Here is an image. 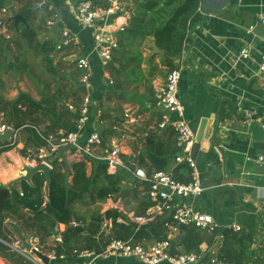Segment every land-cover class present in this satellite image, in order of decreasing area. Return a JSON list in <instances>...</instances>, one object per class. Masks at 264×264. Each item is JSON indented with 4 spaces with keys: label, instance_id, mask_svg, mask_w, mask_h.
Here are the masks:
<instances>
[{
    "label": "crops",
    "instance_id": "crops-1",
    "mask_svg": "<svg viewBox=\"0 0 264 264\" xmlns=\"http://www.w3.org/2000/svg\"><path fill=\"white\" fill-rule=\"evenodd\" d=\"M37 2L39 0H0V6H8L12 12L15 10L14 15L19 13L27 21L16 23L13 19V41L0 37V123L14 125L12 140L16 142L14 148L0 153V184L21 193L23 182L34 183L36 174L30 182L20 180L26 165L35 166L25 161V153L38 147L27 125L32 124L49 135L72 130L77 125L78 114L68 108V103L79 107L88 91L80 82L83 72L76 67L74 58L67 51L57 49L63 28H69L79 36L81 44L76 52L91 54L93 75L89 91L92 116L85 127V135L94 128L98 129L105 146L122 132L126 133L121 168L129 167L133 160L148 172L157 170L151 158L154 152L149 138L160 142L163 157L168 158L167 166L160 170L173 172L179 178L182 170L177 173L174 170L183 163L176 162L179 151L176 130L172 125L161 126L163 107L156 98L166 83L169 67L163 61L164 53L156 50L154 37L142 45L144 60L140 77L130 68L123 72L121 60L112 61L114 69L111 70L109 65L103 66L93 52L92 28L79 23L75 0H51L53 11L45 6L33 9ZM205 5L191 18L183 51L174 59L175 67L183 68L180 97L186 118L196 131L194 153L204 187L202 195L192 202L198 210L212 214L220 223L216 242L212 245L203 242L198 255L206 263L220 258L224 229L238 224L242 228L237 232L253 241V259L264 264V161L258 159L264 156V138L259 123L247 116L252 110L264 114V88L258 74L261 52L264 51V42L260 39L264 34V24L260 22V16L264 15V0H205ZM54 11L60 20L55 26L48 27L46 20ZM251 26L254 29L251 30ZM24 28L28 29V35L23 33ZM244 48L249 49V54L240 56ZM155 52L159 55H154ZM3 56L8 61L3 60ZM19 103L26 109H20ZM128 110L136 117L135 123L125 116ZM103 148L90 161H83L89 174L99 163H104ZM73 165L68 163L57 168L68 174L70 183L74 175ZM131 178L126 183L131 186L123 189L125 184L120 193L100 199L103 209L99 219L75 216L73 210L71 219L80 218L87 224L71 241L73 248L92 246L89 248L101 250L106 246L114 237L113 220L111 237L98 236V232L107 210L116 209L121 213L118 218L123 221L117 220L126 223L131 214L137 213L145 191L144 186L136 181L141 180L139 177L133 173ZM134 182L139 193H123L127 189L133 190ZM91 196L72 206L90 205ZM48 197L46 194V200ZM0 219L1 238H26L39 224L35 213L23 206L3 211ZM55 225L63 234L70 228L69 223L57 222ZM54 228L48 234L44 230L36 234L45 254L55 250ZM162 231L166 233L163 227ZM157 240V237H151L140 241L150 245ZM177 250L185 252L183 246ZM22 260L6 247L0 248V264H27L25 259ZM74 261L83 262L77 258ZM91 264L142 263L132 258L109 257Z\"/></svg>",
    "mask_w": 264,
    "mask_h": 264
},
{
    "label": "built area",
    "instance_id": "built-area-1",
    "mask_svg": "<svg viewBox=\"0 0 264 264\" xmlns=\"http://www.w3.org/2000/svg\"><path fill=\"white\" fill-rule=\"evenodd\" d=\"M76 16L83 27H91L93 34V52H95L103 66H108L113 61L114 53L120 48L119 34L125 31L136 13L137 3L145 0H75ZM47 7L53 11L51 0H39L33 9ZM202 9V3L199 10ZM14 14L5 5L0 6V37L5 41H13L15 31L13 28ZM60 20V16L54 11L52 16L46 20L48 27L55 26ZM260 22L264 24V15L260 16ZM250 29H254L251 26ZM264 42V34L260 36ZM79 36L69 28H63L61 38L57 44L59 51H67L72 56L74 63L83 73L80 82L88 91L82 99L79 107L74 103H68L70 110L78 113L77 125L72 130L60 131L57 134H48L46 142L29 150L24 158L28 164L37 165L44 163L51 170L63 167L68 163L78 161H90L96 152L103 148V162L107 165V170L115 174L122 167V154L124 153L127 134L122 132L113 138L108 145H104L101 132L94 128L85 135V127L92 116V96L90 94V84L93 75V64L91 54H81L76 52L80 48ZM249 54V49L244 48L240 56ZM182 67H175L170 70L165 85L157 93L158 103L163 107L161 126L172 125L177 134L178 153L177 163H186L191 169V178L188 181L180 180L173 172L165 170H155L151 173L139 166L136 161H130L129 167L132 173L141 180L148 183L147 195L152 201V205L146 213H133L129 221L139 228L142 225L153 221H161L167 233V238L158 239L153 244H145L133 238L111 237L112 219L103 216L98 236L111 237L106 246L98 250L96 248H74L71 254L63 252L57 254L54 251L46 253L49 263L65 262L66 264H91L100 258L118 257L137 259L142 264H235L232 261L218 258L215 261L206 263L196 253L180 252L173 241L178 237L186 235L188 228L217 232L220 223L216 218L207 212L198 210L193 200L197 199L204 192L200 170L194 156V147L197 142L196 131L185 115V108L180 97V82L182 78ZM258 74L264 88V51L258 64ZM22 110L26 106L19 103ZM125 116L131 123L137 121L130 110ZM249 120L257 121L262 129L264 138V114L257 110L247 112ZM14 129V125L0 123V131ZM15 131V129H14ZM259 161H264V156H259ZM133 167V168H132ZM24 193L21 192V195ZM118 208V207H115ZM123 221L122 218H118ZM73 228L85 229L87 224L80 218H73L69 222ZM241 226L234 224L226 229L240 231ZM53 235L54 246L64 243V234L55 225ZM0 242L11 252L22 256L26 261L33 264H46L37 253L42 252L41 240L36 234L26 238L18 236H8L1 238ZM27 245L30 248H27ZM44 253V252H42ZM45 254V253H44ZM83 260L82 263L75 262L74 259Z\"/></svg>",
    "mask_w": 264,
    "mask_h": 264
},
{
    "label": "trees",
    "instance_id": "trees-1",
    "mask_svg": "<svg viewBox=\"0 0 264 264\" xmlns=\"http://www.w3.org/2000/svg\"><path fill=\"white\" fill-rule=\"evenodd\" d=\"M200 6L201 0L139 1L129 27L121 33L120 48L114 53L113 61L121 60L122 66H124L123 72L130 68L133 74H139L140 77V67L144 60L142 45L145 40L153 36L154 46L164 52L162 58L165 64L171 69L175 68L174 59L183 51L189 22ZM23 33L28 35V29L24 28ZM120 49L126 53L124 54ZM154 55H159V53L155 52ZM113 66L114 63L112 62L108 67L113 70ZM26 127L31 132L35 144L40 146L46 142L47 133L42 132L32 124ZM15 145V140L0 143V153L14 148ZM149 145L154 152L151 156L153 164L157 170L164 169L168 164V158L163 157V145L151 138H149ZM178 170L183 172L179 177L180 180L188 181L190 179L191 169L186 163L174 171L177 173ZM73 171V180L70 183L67 173L59 172L57 168L52 170L48 200H46L45 193L46 179L43 174H36L33 184L23 182V195L16 189H10L0 184V214L3 211L18 208V206L29 208L35 213L36 219L39 221V224L36 225L39 226L38 230H44L48 234L57 222H70L74 214L73 203L83 200L88 195H93L94 192L99 199H106L118 194L122 191L123 186L131 181L133 174L130 167L121 168L117 173L111 174L108 172L105 163H99L96 169L89 174L87 165L83 161L75 162ZM136 181L144 186L145 194L137 210L138 214H143L152 205V201L147 195L148 183L144 180ZM100 182H103L102 185L98 189L95 188ZM137 188L134 182V189L124 190L123 193L134 191L137 195L139 193ZM44 212H47L48 215H44ZM120 214L116 209L106 211V217L113 220V228L116 229L114 237L133 238L136 241L151 237L167 238V234L162 231L161 221H153L136 228L133 222H119L117 218ZM82 231V228H68L64 234V243L55 247V252L57 254L63 252L71 254L74 249L71 246V241L76 239ZM216 239V232L209 233L192 227L187 229V233L183 236V241L180 244L176 240L173 243L177 247L183 246L185 252L198 254L203 242L207 241L209 245H212ZM223 239L219 254L221 259L232 261L235 264H263L261 261L253 259V241L247 235L233 229H224ZM0 248L5 249L1 242ZM18 256L24 260L22 256ZM26 263L31 264L28 261ZM51 264L66 263L53 262Z\"/></svg>",
    "mask_w": 264,
    "mask_h": 264
},
{
    "label": "water",
    "instance_id": "water-1",
    "mask_svg": "<svg viewBox=\"0 0 264 264\" xmlns=\"http://www.w3.org/2000/svg\"><path fill=\"white\" fill-rule=\"evenodd\" d=\"M203 2V6L206 7L205 5V0H202ZM15 12V10L13 11ZM14 20L16 23H19V22H22V23H26V18L23 17L21 14L19 13H15L14 15ZM158 52L160 53H164L162 50H159L158 48L156 49ZM14 129L10 128L8 130H6L5 132H1L0 131V143H5V142H8V141H11L12 140V137L14 136ZM196 146V145H195ZM195 149V147H194ZM195 151V150H194ZM194 156H195V153H194ZM24 172L25 174L22 175V177H20V180H26V181H31L32 177L35 175V174H43L46 178V183H45V191H46V194L47 196H49V193H50V184H51V174H52V170L50 169V167H48L46 164L44 163H39L35 166H29V165H26L24 167ZM128 186H131L130 183L126 184L124 186L123 189H126ZM157 222V221H156ZM183 240L182 237H178L176 239V242L177 243H181ZM27 248H30L29 245H27ZM38 256L46 263L48 264L49 263V258H48V255L42 253V252H39L37 253Z\"/></svg>",
    "mask_w": 264,
    "mask_h": 264
},
{
    "label": "rangeland",
    "instance_id": "rangeland-1",
    "mask_svg": "<svg viewBox=\"0 0 264 264\" xmlns=\"http://www.w3.org/2000/svg\"><path fill=\"white\" fill-rule=\"evenodd\" d=\"M1 53V52H0ZM2 54V53H1ZM0 54V55H1ZM5 55V54H4ZM6 56L7 57H9V53L7 52L6 53ZM6 56H3L2 57V59L4 60V59H6V61H8V58L6 57ZM5 57V58H4ZM17 58V56L16 57H14V59H16ZM2 60V61H3ZM0 63H2V62H0ZM171 70V68L169 67L168 68V72ZM72 71H74V69L72 70ZM168 72L166 73V75H168ZM72 74L73 75H75V72H72ZM63 173V172H62ZM114 196V195H113ZM88 203H90V205H83V206H81V208H79V207H72L73 208V210L75 211V213H76V215L75 216H78V217H82V218H87V217H89V216H95L96 217V219H99V217L102 215V209H103V205L101 204V201H100V199L99 198H97L96 197V193L94 192V194L91 196V198H90V200H89V202ZM130 208L132 207L131 205H128ZM48 215V213L47 212H44V215ZM34 228V230L33 231H31V233L32 234H39V230H38V228H39V226H35V227H33ZM112 229V228H111ZM113 231L114 232H112L113 233V235H115V231H116V229H114L113 228ZM88 247H91V246H83V248H88Z\"/></svg>",
    "mask_w": 264,
    "mask_h": 264
}]
</instances>
